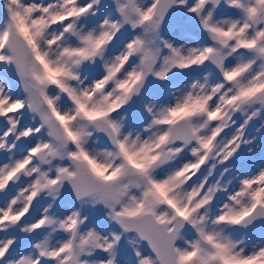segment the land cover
Wrapping results in <instances>:
<instances>
[{
    "label": "snow or ice",
    "instance_id": "snow-or-ice-1",
    "mask_svg": "<svg viewBox=\"0 0 264 264\" xmlns=\"http://www.w3.org/2000/svg\"><path fill=\"white\" fill-rule=\"evenodd\" d=\"M0 264H264V0H0Z\"/></svg>",
    "mask_w": 264,
    "mask_h": 264
}]
</instances>
